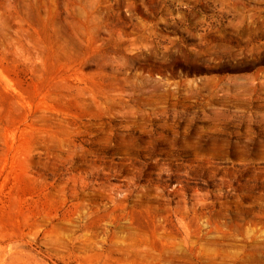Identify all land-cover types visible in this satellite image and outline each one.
Returning a JSON list of instances; mask_svg holds the SVG:
<instances>
[{
	"label": "rangeland",
	"instance_id": "obj_1",
	"mask_svg": "<svg viewBox=\"0 0 264 264\" xmlns=\"http://www.w3.org/2000/svg\"><path fill=\"white\" fill-rule=\"evenodd\" d=\"M0 264H264V0H0Z\"/></svg>",
	"mask_w": 264,
	"mask_h": 264
}]
</instances>
